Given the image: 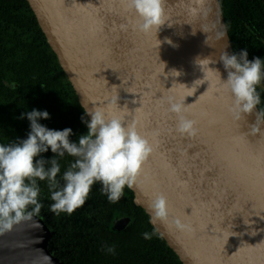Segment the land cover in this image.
<instances>
[{"label":"water","instance_id":"1","mask_svg":"<svg viewBox=\"0 0 264 264\" xmlns=\"http://www.w3.org/2000/svg\"><path fill=\"white\" fill-rule=\"evenodd\" d=\"M26 1L84 112L123 109L152 144L128 188L149 221L155 196L167 198L168 219L149 223L181 264H264V117L259 132L254 114L237 119L210 71L226 81L220 55L234 54L220 1L164 0L147 34L126 0ZM170 98L197 121L194 136L176 131ZM49 236L36 216L21 221L0 233V264H63Z\"/></svg>","mask_w":264,"mask_h":264},{"label":"clouds","instance_id":"2","mask_svg":"<svg viewBox=\"0 0 264 264\" xmlns=\"http://www.w3.org/2000/svg\"><path fill=\"white\" fill-rule=\"evenodd\" d=\"M126 4L138 17L137 27L141 32L151 33L163 24L164 0H126ZM220 61L227 72L226 81L221 80L219 70L210 68V71L230 92L233 98L230 111L237 119L245 114H254L256 123L252 129L259 132L257 125L264 117V111H256L261 103L257 88L264 82V60L255 57L249 61L248 51L244 49L232 55L224 51ZM169 105V111L177 116L176 131L181 135L194 136L197 121L183 115L187 111L185 103L174 102L170 98ZM85 114L91 117L90 122L84 121L88 132L80 135L77 143L69 139L72 129L51 130L38 123L41 119L50 118L47 111L33 109L19 117L30 121L27 138L0 144V233L40 214L44 205L39 200L41 189L38 181H47L53 201L50 210L69 215L86 203L97 182L101 183V190L110 202L121 199L125 187H132L136 182L143 164L153 151L150 141L138 132L136 123L126 122L123 109L117 115L109 105L85 110ZM49 149L55 154L54 158L45 160L41 154ZM65 154L76 159L60 176L57 156ZM151 209L150 223L168 219V202L162 193L155 196ZM175 225L187 227L179 220ZM153 235L155 232L142 234L145 240H150ZM105 250L115 254L114 246Z\"/></svg>","mask_w":264,"mask_h":264},{"label":"trees","instance_id":"3","mask_svg":"<svg viewBox=\"0 0 264 264\" xmlns=\"http://www.w3.org/2000/svg\"><path fill=\"white\" fill-rule=\"evenodd\" d=\"M234 54L247 49L248 59L264 58V3L262 0H219ZM15 87H10L11 84ZM261 103L257 106L264 111V90L257 88ZM33 109L47 111L49 119L38 121L51 130L72 129L69 137L77 143L80 135L87 134L88 121L79 105L75 92L51 51L37 20L26 0H0V144H10L27 138L30 121L22 113ZM83 118V120H82ZM51 149L42 153L45 160L54 158ZM75 157L65 154L57 156L63 172L75 161ZM59 178V176H58ZM41 189L39 200L42 210L50 214L56 228L73 230L81 225L77 235L83 236L91 230L89 244L83 239L65 242L70 250L66 264H181L163 239L150 225L148 216L134 204L133 193L128 187L116 202H110L102 192V185H93L89 201L94 205L93 217L87 225L83 211L79 219L67 220L62 229L61 213L50 210L51 193L47 181H38ZM88 202V201H87ZM90 204V203H89ZM84 211H86L84 209ZM123 213L130 218L124 231L109 228L114 214ZM81 222V223H80ZM83 229V231H82ZM155 232L150 240L143 233ZM86 241V242H87ZM80 242L79 245H76ZM83 244V245H81ZM114 246L115 254L108 253L106 247Z\"/></svg>","mask_w":264,"mask_h":264},{"label":"flooded vegetation","instance_id":"4","mask_svg":"<svg viewBox=\"0 0 264 264\" xmlns=\"http://www.w3.org/2000/svg\"><path fill=\"white\" fill-rule=\"evenodd\" d=\"M264 42V41H263ZM260 58V57H258ZM261 60H264V58H260ZM259 88L264 90V82H262V84L260 86H258ZM90 198V197H89ZM87 199L86 203L79 209H77L74 213H72L71 215L67 214V213H61L60 217H59V221L61 223V227L60 228H64L66 225V221L67 220H74V216L76 215L75 219H79V213L81 212V210L83 211V217L84 219L87 221V225L91 222L90 218L93 217V212H94V205L92 204V202H90L89 200L92 199ZM90 203V204H89ZM43 209V208H42ZM84 209L86 211H84ZM50 214L47 211L41 210L40 214H38L36 217L39 218L44 225L47 227V229L50 232V236L48 238L47 241V246L46 248L49 250V252L51 253L52 256L58 258L61 262H63V264H66L64 262H66V260L69 259V253L70 250L68 248H66L65 242H67L70 239H74L77 241H79L80 239L83 240H91L92 238H89V235L91 234V230H89L88 232H85L83 236H78L77 232H80V228L84 227L85 224H81L77 229L76 232H74L75 230H73V228L75 227V224H73L70 229L68 230H58L55 226V224L51 221V218L49 217ZM114 219L111 221V225H109V228L113 231H124L130 224V218L129 216L123 214V213H119L117 212L116 214L113 215ZM127 221L126 225L125 222ZM81 223V222H80ZM84 229V228H83ZM82 229V231H83ZM83 241L84 246L89 244V241ZM80 242H77L76 245H79ZM81 244V245H83Z\"/></svg>","mask_w":264,"mask_h":264}]
</instances>
